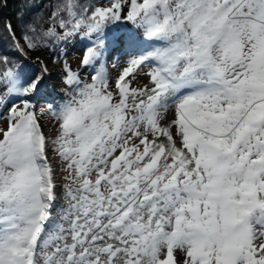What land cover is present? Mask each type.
<instances>
[{"label":"snow or ice","instance_id":"snow-or-ice-1","mask_svg":"<svg viewBox=\"0 0 264 264\" xmlns=\"http://www.w3.org/2000/svg\"><path fill=\"white\" fill-rule=\"evenodd\" d=\"M32 7L3 25L0 264H264V0Z\"/></svg>","mask_w":264,"mask_h":264},{"label":"rangeland","instance_id":"rangeland-1","mask_svg":"<svg viewBox=\"0 0 264 264\" xmlns=\"http://www.w3.org/2000/svg\"><path fill=\"white\" fill-rule=\"evenodd\" d=\"M40 1V0H39ZM80 48L75 47L73 49L69 50L68 56H66V60L68 63H70L72 69H74L75 71H81V75L82 78H85L86 74L83 73V70L79 68V64H78V57L80 56ZM39 60L43 61L44 64L47 66V70H48V74L49 77L51 79V88H53L54 86V92L55 89H57L60 84H59V74H60V65L57 64L56 62H54L55 60L52 59L49 55L46 54H40V58ZM111 63V61L109 62ZM113 75H115V72L113 73ZM146 81L143 78H138L135 83L134 86L136 87H142L144 85ZM57 97L60 98L62 95L60 93H56ZM59 100V99H58ZM39 106V105H38ZM37 108V106H36ZM37 113V119L38 121L41 123L42 125V130L46 131L45 135L46 137H48L49 140L54 139L55 137V127L53 125L52 122H50V119L47 115H45L43 113V110H36ZM7 111L3 110V115L1 114V120H0V128H6V124H7ZM138 142V141H137ZM49 158L50 161L53 163L54 168H57V175H56V182L57 184H60L62 182H65V177L67 176V173L65 171H63V163L60 162L58 160V158L55 157L54 153H49ZM59 205L61 206H66V200L61 196L59 199Z\"/></svg>","mask_w":264,"mask_h":264},{"label":"trees","instance_id":"trees-1","mask_svg":"<svg viewBox=\"0 0 264 264\" xmlns=\"http://www.w3.org/2000/svg\"><path fill=\"white\" fill-rule=\"evenodd\" d=\"M85 3L89 2V0H84ZM92 2H97V0H92ZM33 7L31 8V15L33 17H43L47 18L49 13L54 9L56 0H32ZM23 9V0H3V4H0V53L4 52H11L12 48L10 46V41L7 37V34L4 32L3 25L6 22H12L15 24L18 20V12L19 10ZM78 46V45H77ZM73 44H65L63 45L64 51L69 53V50L73 48ZM59 51V49H57ZM49 55L52 59H54L60 67V74L58 75L59 84L60 86L57 88V92L63 95L64 85L62 83L61 77L63 76V66H62V59L54 58L49 51H35L31 52L28 55V60H32L40 56V54ZM70 64V63H69ZM73 71H75L73 69ZM59 102V100H57ZM3 106L0 105V112L3 110ZM44 132L46 133L45 129ZM47 134V133H46Z\"/></svg>","mask_w":264,"mask_h":264},{"label":"bare ground","instance_id":"bare-ground-1","mask_svg":"<svg viewBox=\"0 0 264 264\" xmlns=\"http://www.w3.org/2000/svg\"><path fill=\"white\" fill-rule=\"evenodd\" d=\"M40 58V56L39 57H37V58H34V59H32V60H28V62L29 63H34L37 59H39Z\"/></svg>","mask_w":264,"mask_h":264}]
</instances>
